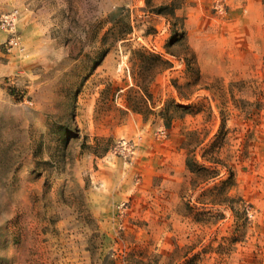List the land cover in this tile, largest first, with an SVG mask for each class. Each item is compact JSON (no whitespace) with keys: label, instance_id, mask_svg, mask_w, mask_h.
<instances>
[{"label":"rangeland","instance_id":"374dc122","mask_svg":"<svg viewBox=\"0 0 264 264\" xmlns=\"http://www.w3.org/2000/svg\"><path fill=\"white\" fill-rule=\"evenodd\" d=\"M222 1L0 0V264H264V0Z\"/></svg>","mask_w":264,"mask_h":264},{"label":"built area","instance_id":"2783aa9c","mask_svg":"<svg viewBox=\"0 0 264 264\" xmlns=\"http://www.w3.org/2000/svg\"><path fill=\"white\" fill-rule=\"evenodd\" d=\"M217 9L223 10V1L217 0L216 6ZM17 10L9 13L2 14L0 17V22L3 27L9 28L10 30L13 29L17 24ZM11 43L17 44V39L13 38L11 39Z\"/></svg>","mask_w":264,"mask_h":264},{"label":"trees","instance_id":"16d2710c","mask_svg":"<svg viewBox=\"0 0 264 264\" xmlns=\"http://www.w3.org/2000/svg\"><path fill=\"white\" fill-rule=\"evenodd\" d=\"M166 64H169V62L168 61H164ZM166 125L167 126H170V123L169 122H166Z\"/></svg>","mask_w":264,"mask_h":264}]
</instances>
